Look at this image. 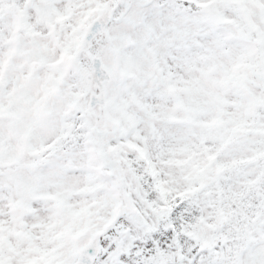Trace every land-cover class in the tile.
Instances as JSON below:
<instances>
[{
  "label": "snow or ice",
  "instance_id": "1",
  "mask_svg": "<svg viewBox=\"0 0 264 264\" xmlns=\"http://www.w3.org/2000/svg\"><path fill=\"white\" fill-rule=\"evenodd\" d=\"M0 264H264V0H0Z\"/></svg>",
  "mask_w": 264,
  "mask_h": 264
}]
</instances>
